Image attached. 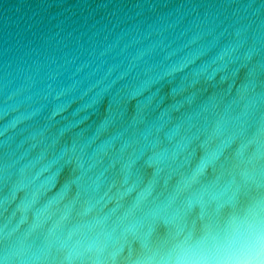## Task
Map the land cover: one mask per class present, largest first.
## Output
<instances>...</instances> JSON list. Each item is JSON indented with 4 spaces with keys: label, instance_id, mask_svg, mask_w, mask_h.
Instances as JSON below:
<instances>
[{
    "label": "water",
    "instance_id": "water-1",
    "mask_svg": "<svg viewBox=\"0 0 264 264\" xmlns=\"http://www.w3.org/2000/svg\"><path fill=\"white\" fill-rule=\"evenodd\" d=\"M259 225L264 0H0V264H173Z\"/></svg>",
    "mask_w": 264,
    "mask_h": 264
},
{
    "label": "clouds",
    "instance_id": "clouds-1",
    "mask_svg": "<svg viewBox=\"0 0 264 264\" xmlns=\"http://www.w3.org/2000/svg\"><path fill=\"white\" fill-rule=\"evenodd\" d=\"M250 233L254 234V238L238 234L235 244L225 251L182 250L175 256L173 264H264V259L260 258L259 225L252 226Z\"/></svg>",
    "mask_w": 264,
    "mask_h": 264
}]
</instances>
